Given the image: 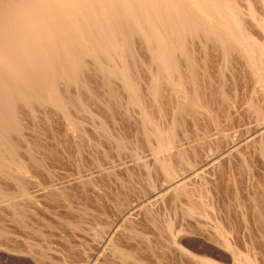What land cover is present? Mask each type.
Here are the masks:
<instances>
[{
    "label": "rangeland",
    "instance_id": "rangeland-1",
    "mask_svg": "<svg viewBox=\"0 0 264 264\" xmlns=\"http://www.w3.org/2000/svg\"><path fill=\"white\" fill-rule=\"evenodd\" d=\"M242 7L241 31L261 42L264 0ZM195 40L175 56L178 84L141 42L136 95L91 65L86 84L60 85L77 100L68 114L21 109L24 171L0 175V264H264V83L241 50Z\"/></svg>",
    "mask_w": 264,
    "mask_h": 264
},
{
    "label": "bare ground",
    "instance_id": "bare-ground-1",
    "mask_svg": "<svg viewBox=\"0 0 264 264\" xmlns=\"http://www.w3.org/2000/svg\"><path fill=\"white\" fill-rule=\"evenodd\" d=\"M241 3L242 0H0V175L12 168L19 173L24 171L22 160L15 155L13 140L14 134H20L21 109L31 111L35 105L48 104L67 113L76 104L75 94L70 98L67 92L60 91L61 84L76 88L74 84L78 78L81 84H86L87 75L96 69L106 86L118 79L132 94H137L132 66L136 64L134 54L138 43L145 44L152 59L175 84L183 79L174 80V72L178 69L175 56H187V39L201 38L217 42L226 51L228 45L241 50L248 65L256 69L264 83V38L257 42L241 31L244 18ZM257 15H251V20L258 21L260 16ZM150 80L159 84L156 76ZM145 108L142 109L145 111ZM259 108L253 110L255 127L264 132V110Z\"/></svg>",
    "mask_w": 264,
    "mask_h": 264
}]
</instances>
